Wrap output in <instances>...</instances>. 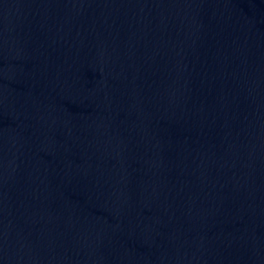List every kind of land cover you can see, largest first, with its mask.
Returning <instances> with one entry per match:
<instances>
[{"label":"water","instance_id":"obj_1","mask_svg":"<svg viewBox=\"0 0 264 264\" xmlns=\"http://www.w3.org/2000/svg\"><path fill=\"white\" fill-rule=\"evenodd\" d=\"M0 264H264V77L0 0Z\"/></svg>","mask_w":264,"mask_h":264}]
</instances>
